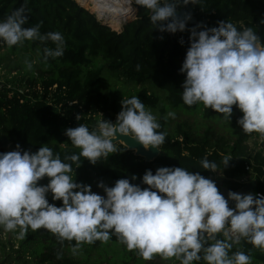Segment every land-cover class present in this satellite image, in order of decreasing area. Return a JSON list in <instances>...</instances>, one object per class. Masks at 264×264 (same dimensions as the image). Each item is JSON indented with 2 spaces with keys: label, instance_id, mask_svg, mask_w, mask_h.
Instances as JSON below:
<instances>
[{
  "label": "clouds",
  "instance_id": "9594fccd",
  "mask_svg": "<svg viewBox=\"0 0 264 264\" xmlns=\"http://www.w3.org/2000/svg\"><path fill=\"white\" fill-rule=\"evenodd\" d=\"M27 3L25 0L23 6L0 20V42L11 48L26 41H51L55 48H44L45 63L62 57L66 43L62 33L41 34L39 24L24 27L29 19ZM200 3L134 0L151 13L150 22L161 33L190 32V46L179 69L186 76L183 102L188 106L202 104L230 120L236 106L243 113L237 121L242 130L259 133L264 139L261 37L252 28L238 30L227 20L218 21V26L200 22L189 28L192 13L181 16L177 9ZM179 42L185 44L183 37ZM25 63L31 70L33 64ZM121 105L116 123L103 119L92 130L84 124L65 130L79 154L65 155L62 160L48 146L33 152L20 144L15 150L0 152V227L17 233L18 239H24L29 229H46L61 242L75 240L74 254L84 243H107L115 236L144 260L159 255L164 260L174 258L179 264H252L251 256L231 250L243 239L264 251V193L229 190L226 199L212 178L173 166L159 167L155 173L147 169L142 178L132 174L130 179L116 180L114 186L101 180L97 187L104 195L73 179V165L76 172L83 164L81 157L96 165L117 153L114 141L118 136L131 137L145 150H161L167 134L159 131L161 124L153 112L137 96L123 99ZM175 116V112H168L165 119ZM231 159L224 158L225 167ZM200 164L204 170L219 172L217 164L207 157ZM45 177L48 183L41 184ZM137 180L139 183L132 182ZM49 193L52 201H62V205L50 203ZM230 201L235 202L234 207L229 206ZM220 235L224 239H219Z\"/></svg>",
  "mask_w": 264,
  "mask_h": 264
},
{
  "label": "trees",
  "instance_id": "16d2710c",
  "mask_svg": "<svg viewBox=\"0 0 264 264\" xmlns=\"http://www.w3.org/2000/svg\"><path fill=\"white\" fill-rule=\"evenodd\" d=\"M131 1L134 3V0ZM24 4L25 0H0V20L6 19ZM135 7L138 9L137 19L127 23L119 32L99 20L85 0H28L29 19L24 27L39 24L41 34L62 33L66 41L65 51L62 57L49 58L45 63L44 48H55V44L51 41H26L30 44L31 52L35 53L36 63L31 60L33 55L26 56L22 52L24 59L28 58L33 64L32 69L28 70L22 59L26 68H19L15 76H7L0 88V143L13 150L20 144L25 150L33 152L41 146H48L63 160L65 155L80 152L65 135L67 128L84 124L92 130L100 120L114 121L115 115L121 111L122 100L133 96L139 97L146 109L157 108V98L149 94L147 88L138 90L134 95H126L121 89L106 88L102 79L103 70L106 69L113 77L137 86L144 87L155 82L172 108H183L188 112L203 108L205 120L228 124L231 138L215 139L210 131L199 139L183 131L181 135H167L166 142L160 146L162 154L151 163L118 144L117 153L102 158L96 165L81 157L83 164L76 169L77 173L73 165L74 180L92 185L96 192L102 190L97 187L101 180L114 186L116 180L130 179L132 174L142 178L147 169L155 173L159 167L173 166L200 172L205 178H212L219 189L222 184L230 190H237L245 185L241 178L249 174L258 182L256 192H264V139L259 133L246 134L242 130L237 121L243 113L233 106L232 120L225 119L222 114L202 104L188 106L182 100V84L186 76L179 69L190 46V32L161 33L151 24L150 12L143 6ZM178 9L190 11L198 24L204 22L208 27L218 26V21L227 20L238 30L252 28L264 45V0H201L200 5ZM192 26L188 24L189 28ZM182 37L184 45L179 42ZM2 45L8 47L0 42V49ZM10 51L18 55L22 49L13 46ZM137 65L140 66L139 70ZM77 115H80L79 120L76 119ZM160 124L159 131L167 134L164 118ZM255 137H260L261 149L250 158L242 152V148ZM230 141L234 143L233 146L229 145ZM226 156L232 158L227 167L223 163ZM205 157L215 162L217 170L222 172L220 182L213 177L214 172L201 168L200 161ZM247 167H252V171H247ZM132 182L139 183V180ZM40 183L47 184L48 178L45 177ZM48 198L50 203L62 205V201H52L51 194ZM218 238L224 239L222 235ZM74 245L75 240L61 242L56 235L41 228L28 232L18 248L0 241L1 255L7 258L0 264H101L104 261L106 264H146L147 261L136 250L129 251L115 236L107 243L99 240L93 244L84 243L77 249L84 254L81 259L74 256ZM237 250L251 256L252 264H264V251L246 240L242 239L231 251ZM93 252L110 258L94 259L89 256ZM26 254L34 261L29 262Z\"/></svg>",
  "mask_w": 264,
  "mask_h": 264
},
{
  "label": "rangeland",
  "instance_id": "374dc122",
  "mask_svg": "<svg viewBox=\"0 0 264 264\" xmlns=\"http://www.w3.org/2000/svg\"><path fill=\"white\" fill-rule=\"evenodd\" d=\"M129 3L130 7H133L136 13L138 12V9L135 7L134 3L130 0H127ZM91 12L94 10L91 9L90 3L88 4ZM89 10V9H88ZM95 13V12H94ZM134 15V13H133ZM133 17V16H132ZM104 22V21H103ZM105 23V22H104ZM114 25H119V24H114ZM112 28L116 31H122L123 26L120 28L117 27L115 28L112 26ZM22 49L21 54L15 55L11 53L10 48L6 47L5 45L1 46L0 49V88L3 87L4 83L6 82V77L7 76H15L19 73V68H26V65L23 64L22 59H24V56L22 55V52L28 55H33L32 56V62L36 63V56L34 55V52H31L30 49V44H27L26 42L20 46ZM25 61H28V58L25 57ZM103 66V63L101 62L100 64ZM23 71H26L23 69ZM103 84L106 88H114V89H121L123 90L126 95H134L138 90L142 89H148L149 94H152L157 98L158 104L157 108H147L150 109L153 114L157 117L158 122L162 120V118L165 119V116L167 115L168 112H175L176 116L175 118H168L165 119L167 124L165 125L166 132L168 136H176V135H181V132H186L193 138L199 139L203 135L206 134L207 131H210V134L212 137L214 136L215 139L217 138H225L228 140L231 138V129L228 126V124L218 121V120H212V121H207L203 118V108L199 107L198 111H191L188 112L187 110L183 108H172L168 102L166 101V96L165 93L160 90V88L157 86L155 82H150L149 84H146L144 87L142 86H137L134 83H128L124 82L122 80H119L112 75H110L107 70H103ZM38 88V87H37ZM56 88V87H55ZM23 90V88L21 89ZM29 90V89H28ZM115 120V119H114ZM114 122V121H111ZM182 137V136H181ZM258 137V136H257ZM252 138L246 143L243 148L242 152L247 156L252 158L253 155H255L256 151L261 149V141L260 137L259 138ZM180 138V137H179ZM233 142H229L230 146H233ZM118 144H115V147H117ZM9 146L2 145L0 143V152H7L11 151ZM252 170V167H250ZM221 173V174H220ZM213 177L218 180L219 182L222 180V172H216L214 173ZM98 194L104 195L103 190L96 191ZM51 194V193H49ZM32 230L29 229L28 232H31ZM0 241L3 242L4 244L8 245L9 247L11 245H14L15 248H18L21 239L17 238V233L15 232H7L3 229V227H0ZM27 259L29 262H33L34 258L32 259L29 257L28 254H26ZM82 255L84 254L81 253L80 250H77L74 254L76 258L81 259ZM7 256V255H6ZM90 257L99 258L102 260H106L105 258H110V256H107L105 254H99L98 252H93L89 255ZM7 260L6 257L1 255V249H0V263L3 261ZM146 264H179V261L173 259L170 260H164L161 257L160 258H153L152 260H147L145 262ZM6 264H14L7 262ZM101 264H106L104 261ZM134 264V262L132 263Z\"/></svg>",
  "mask_w": 264,
  "mask_h": 264
},
{
  "label": "water",
  "instance_id": "95a60500",
  "mask_svg": "<svg viewBox=\"0 0 264 264\" xmlns=\"http://www.w3.org/2000/svg\"><path fill=\"white\" fill-rule=\"evenodd\" d=\"M178 14H180L181 16L184 15V13L187 12L186 9H177ZM137 14L135 11V17L129 21H127L126 23H124L123 27L129 23L132 22L134 20L137 19ZM151 14V13H150ZM189 24L192 25H196L198 24L197 18L195 16L192 15V20L189 22ZM117 116L115 115V120L113 123L117 122ZM115 144H121L124 147L127 148V150L134 152L135 156L140 157L145 159L146 162H154L155 160H157L160 155L162 154V149L160 147L161 150L158 149H149V150H145L144 147L139 144L137 141H135L134 139H132L131 137H126V136H118L117 140L114 141ZM130 145V147H129ZM258 185V182L256 179H252L249 182H247L245 185H243L241 188L237 189V190H232L235 191L237 193H243V194H249V193H256V187ZM230 189L224 185L221 184L220 187V191L221 193L225 196V198L227 199V194L228 191ZM229 206L230 207H234L235 206V202L234 201H230L229 202Z\"/></svg>",
  "mask_w": 264,
  "mask_h": 264
},
{
  "label": "bare ground",
  "instance_id": "6f19581e",
  "mask_svg": "<svg viewBox=\"0 0 264 264\" xmlns=\"http://www.w3.org/2000/svg\"><path fill=\"white\" fill-rule=\"evenodd\" d=\"M90 3L99 20L115 28L121 27L135 17V10L127 0H85ZM134 13V15H133ZM133 16V17H132ZM119 25H114V24Z\"/></svg>",
  "mask_w": 264,
  "mask_h": 264
},
{
  "label": "built area",
  "instance_id": "2783aa9c",
  "mask_svg": "<svg viewBox=\"0 0 264 264\" xmlns=\"http://www.w3.org/2000/svg\"><path fill=\"white\" fill-rule=\"evenodd\" d=\"M247 171L250 172V171H252V170H251L250 167H247ZM252 179H254V177L248 174V175L242 177V178H241V181H242L244 184H246L247 182H249V181L252 180ZM256 193H257V192H256ZM260 193H264V192H260Z\"/></svg>",
  "mask_w": 264,
  "mask_h": 264
}]
</instances>
